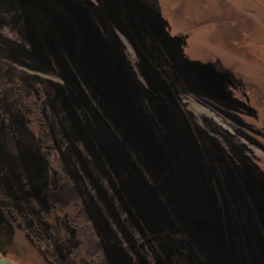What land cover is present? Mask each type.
I'll use <instances>...</instances> for the list:
<instances>
[{
	"label": "rangeland",
	"instance_id": "obj_1",
	"mask_svg": "<svg viewBox=\"0 0 264 264\" xmlns=\"http://www.w3.org/2000/svg\"><path fill=\"white\" fill-rule=\"evenodd\" d=\"M0 27L34 50L0 62V258L264 264V0H0Z\"/></svg>",
	"mask_w": 264,
	"mask_h": 264
},
{
	"label": "trees",
	"instance_id": "obj_2",
	"mask_svg": "<svg viewBox=\"0 0 264 264\" xmlns=\"http://www.w3.org/2000/svg\"><path fill=\"white\" fill-rule=\"evenodd\" d=\"M135 27L137 28L138 25L136 24ZM138 32H141V31H138ZM118 33H120V35H121L122 32H117L116 33V39L118 38L117 37ZM17 34L18 33L15 32L13 28L0 27V62H3L4 65H5L4 68H3V69H5V73H8V72L18 73L19 72L16 61L26 62V61H29L30 59L34 60V58H32V52L34 51L32 48H28L26 46H23V48H21L20 45L15 43ZM120 42H121V45L124 48V56L127 53L130 54L131 52L129 51V48L127 47V44L124 42V40H122ZM43 54L44 53L42 52V55ZM130 56H134V53H131ZM38 60L44 62L42 57L40 59H38ZM53 66H54V68L57 67L55 71H60L59 68L64 69V67L62 65H60V64L57 65L56 63H53ZM26 73L27 74H31L29 72H26ZM6 84L8 85V83H6ZM6 89H7L6 92H8L9 91V86ZM39 119H40V116L38 117V120ZM38 124H40V130H37V128H38L37 125ZM43 127H44L43 123H39V122L36 123L35 129H34L35 133L37 135L43 134L44 136H46L48 133H46L43 130L44 129ZM6 129H8V128H6ZM8 130H11V129H8ZM11 135H12L13 138L15 137V133L14 132L11 133ZM228 148L230 149V152L234 154V150L232 151L231 145H229ZM248 156H249V158H251L250 154H248ZM234 157H235V161L238 164L240 161H237L238 158H237L236 155ZM244 160H246L248 162L250 161V159H248V158H245Z\"/></svg>",
	"mask_w": 264,
	"mask_h": 264
},
{
	"label": "flooded vegetation",
	"instance_id": "obj_3",
	"mask_svg": "<svg viewBox=\"0 0 264 264\" xmlns=\"http://www.w3.org/2000/svg\"><path fill=\"white\" fill-rule=\"evenodd\" d=\"M237 123H239V121H237ZM242 125V124H241ZM244 127H247V126H245L244 125ZM247 129L249 130V129H253L252 127H247ZM255 134H259V135H257V136H259L260 137V139H263L264 140V132H261V131H258L257 130V132H255ZM248 137V136H247ZM248 139H249V137H248ZM259 140V139H258ZM261 144V143H260ZM245 145V144H244ZM263 149H264V147H263Z\"/></svg>",
	"mask_w": 264,
	"mask_h": 264
},
{
	"label": "water",
	"instance_id": "obj_4",
	"mask_svg": "<svg viewBox=\"0 0 264 264\" xmlns=\"http://www.w3.org/2000/svg\"><path fill=\"white\" fill-rule=\"evenodd\" d=\"M0 264H10L7 260L0 258Z\"/></svg>",
	"mask_w": 264,
	"mask_h": 264
}]
</instances>
